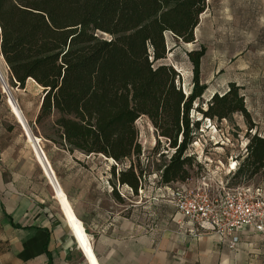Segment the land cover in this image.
Returning <instances> with one entry per match:
<instances>
[{
    "label": "trees",
    "instance_id": "obj_1",
    "mask_svg": "<svg viewBox=\"0 0 264 264\" xmlns=\"http://www.w3.org/2000/svg\"><path fill=\"white\" fill-rule=\"evenodd\" d=\"M205 7L206 0H0V57L20 88L27 80L42 88L35 122L56 115L52 124L69 152L116 163L138 158L135 122L146 116L173 149L159 171L160 184H182L192 179L194 157L186 153L191 126L199 122L189 114L206 90L200 83L204 49L187 54L188 96L176 85L174 69L158 62L166 56V33L193 41ZM196 110L216 121L240 114L254 128L233 83L212 95L205 110ZM257 175L264 180V136L254 134L232 177L250 181ZM141 177L142 170L130 163L116 181L137 193Z\"/></svg>",
    "mask_w": 264,
    "mask_h": 264
},
{
    "label": "rangeland",
    "instance_id": "obj_2",
    "mask_svg": "<svg viewBox=\"0 0 264 264\" xmlns=\"http://www.w3.org/2000/svg\"><path fill=\"white\" fill-rule=\"evenodd\" d=\"M164 37L166 56L158 64L174 69L178 74L176 85L185 96L190 94L192 88V66L187 54L204 49L200 63V83L206 86V90L201 99L193 104L189 114L192 122H199L198 128L191 126V143L186 153L194 157L189 169L193 182L203 177L202 180L212 186L219 179H226L227 186L231 188L261 185L260 175L250 181H243L232 177V169L235 163L237 169L244 158L249 137L254 134L264 136V0H206L205 10L199 16L191 43L177 40L170 33ZM2 70L32 135L40 139V146L53 166L57 180L62 181L67 189L71 188L74 196L88 210L95 206L98 210L100 206L107 209V216L111 217L113 213V216L129 219L133 215L141 223L157 222L163 217L175 215V210L167 202L169 197L162 193L159 182L161 166L169 160L173 149L168 147L166 139L159 136L146 116L135 122L137 142L141 147L138 158L131 157L116 163L102 155L69 152L60 145L59 134L52 124L56 115L41 123L35 122L34 114L43 94L42 88L31 80H27L24 87L20 88L10 80L4 63ZM231 83L240 89L250 122L254 124L253 129L249 128L246 119L240 114L216 121L203 118L196 110L197 107L205 110L212 95H222ZM7 107L2 95L1 142L28 162L24 168L31 173V168L34 169L29 160L31 149ZM130 163L142 170L137 193L116 181L119 170L127 169ZM112 167L115 175L111 173ZM48 187L44 179L43 192L46 197ZM113 188L120 200L113 196ZM54 202L47 203V206L56 210L57 204Z\"/></svg>",
    "mask_w": 264,
    "mask_h": 264
},
{
    "label": "crops",
    "instance_id": "obj_3",
    "mask_svg": "<svg viewBox=\"0 0 264 264\" xmlns=\"http://www.w3.org/2000/svg\"><path fill=\"white\" fill-rule=\"evenodd\" d=\"M15 121L31 149L29 160L34 169L31 173L25 169L28 162L0 139V264H91L84 238L97 264H264V234L242 230L234 250L208 228L194 238L188 234L190 225L178 214L170 192L162 184V193L169 197L167 202L175 215L141 223L133 215L129 219L113 213L107 216V209L100 206L98 210L96 206L88 210L71 188L58 181L82 223V231H75L65 222L58 205L56 210L47 206L55 201L53 191L26 131ZM44 179L49 185L47 197L43 192ZM213 187L214 193H218V186Z\"/></svg>",
    "mask_w": 264,
    "mask_h": 264
},
{
    "label": "built area",
    "instance_id": "obj_4",
    "mask_svg": "<svg viewBox=\"0 0 264 264\" xmlns=\"http://www.w3.org/2000/svg\"><path fill=\"white\" fill-rule=\"evenodd\" d=\"M235 170L236 163L232 171ZM202 179H195L193 185V179H190L178 183L175 188L164 185L170 192L178 214L190 225L189 235L198 238L202 234L201 230L208 228L216 237L225 241L230 250H234L242 230L250 229L264 234V180L257 187L231 188L227 186L226 179H219L216 182L219 191L215 194L212 193L214 185Z\"/></svg>",
    "mask_w": 264,
    "mask_h": 264
},
{
    "label": "bare ground",
    "instance_id": "obj_5",
    "mask_svg": "<svg viewBox=\"0 0 264 264\" xmlns=\"http://www.w3.org/2000/svg\"><path fill=\"white\" fill-rule=\"evenodd\" d=\"M2 59L0 57V89L1 92H3L4 94V98H5V103L8 106L10 112L12 113V115L14 116V118L17 120V122H19L18 120L21 121V116L19 113H21L22 117L24 118V120L27 122L26 117L24 116L17 100L16 97L14 95V93L11 90V87H9L5 77H4V73L2 70ZM16 116V117H15ZM28 124V123H27ZM24 128H26L24 126ZM27 130V128H26ZM32 130V129H31ZM35 138V140L38 142V145L41 149V154H39L36 146L32 143V141H30L31 139H28V142L30 143L36 160L39 163V165L41 166L42 170H43V175L45 174V177L48 180L49 185L51 186V189L53 191V197L58 205V208L65 220V222L75 231L81 232L82 231V223L79 220V218H77L73 207L71 206L69 199L67 197V195L65 194V192L63 191L62 187L60 186L56 175L54 173L53 170V166L51 167L49 160L47 159L45 153H44V149L42 150L41 146H40V139L35 137V135L33 136ZM38 165V164H37ZM83 244L86 245V248L89 250V262L91 264H97L96 258L93 254V251L89 248L87 240L84 238L83 239Z\"/></svg>",
    "mask_w": 264,
    "mask_h": 264
},
{
    "label": "water",
    "instance_id": "obj_6",
    "mask_svg": "<svg viewBox=\"0 0 264 264\" xmlns=\"http://www.w3.org/2000/svg\"><path fill=\"white\" fill-rule=\"evenodd\" d=\"M0 90H1V89H0ZM2 93H3V92H2ZM19 114H20V116H21V121L18 120V121H19V124H20L21 127L26 131V136H27L28 138L31 139L32 143L36 146V148H37L39 154H41V149H40V147H39V145H38V142H37V141L35 140V138L33 137L32 133H31V131H30V129H29V127H28L26 121H25L24 118L22 117L21 113H19ZM15 117H16V116H15ZM24 126L27 128V130H26V128H24Z\"/></svg>",
    "mask_w": 264,
    "mask_h": 264
}]
</instances>
